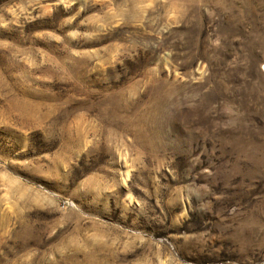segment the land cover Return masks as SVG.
<instances>
[{
    "label": "rangeland",
    "instance_id": "obj_1",
    "mask_svg": "<svg viewBox=\"0 0 264 264\" xmlns=\"http://www.w3.org/2000/svg\"><path fill=\"white\" fill-rule=\"evenodd\" d=\"M0 264H264V0H0Z\"/></svg>",
    "mask_w": 264,
    "mask_h": 264
}]
</instances>
